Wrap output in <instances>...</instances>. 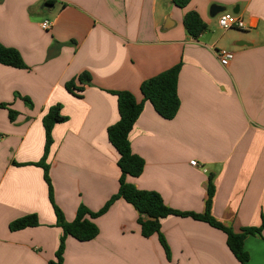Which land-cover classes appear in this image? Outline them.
Instances as JSON below:
<instances>
[{"label": "crops", "instance_id": "obj_1", "mask_svg": "<svg viewBox=\"0 0 264 264\" xmlns=\"http://www.w3.org/2000/svg\"><path fill=\"white\" fill-rule=\"evenodd\" d=\"M213 4L227 13L239 9L246 29L217 35ZM190 11L208 26L197 39L183 24ZM44 21L51 22L49 30ZM0 43L18 50L28 66L0 64V104L18 114L11 121L9 109L0 107V264H48L61 244L44 170L35 165L44 155L49 109L60 104L68 119L53 130L48 163L55 203L71 222L81 205L97 212L119 191V153L108 128L120 116L110 92L128 91L141 101L142 83L178 64L180 110L166 120L145 104L130 135L145 168L128 181L160 193L174 210L203 214L212 178L218 221L237 233L261 226L264 0H192L184 9L173 0H0ZM217 49L234 52L227 67ZM84 73L92 82L77 97L66 84ZM31 214L39 217L38 227L10 229ZM140 219L133 205L117 200L94 220V240L65 237L63 264H241L227 235L206 222L163 218L167 257L157 234L142 235ZM244 249L245 264H264V228L245 239Z\"/></svg>", "mask_w": 264, "mask_h": 264}, {"label": "trees", "instance_id": "obj_2", "mask_svg": "<svg viewBox=\"0 0 264 264\" xmlns=\"http://www.w3.org/2000/svg\"><path fill=\"white\" fill-rule=\"evenodd\" d=\"M191 1L192 0H173L174 4L181 9L186 8ZM183 24L187 33L194 39L199 38L208 28L200 14L196 11L186 13ZM0 64L17 69H28L19 51L14 48L6 47L2 43H0ZM181 69L182 64H178L144 81L141 85V94L143 96L141 101H138L135 95L128 91L110 92L118 98L120 116L118 122L108 128L109 141L119 153L118 167L121 172L119 191L97 212H92L84 205H81L75 219L71 222L66 220L64 213L55 203L50 165L48 163V158L54 143L53 130L57 124L65 123L68 119L62 114V106L60 104L50 108L48 113L44 116V155L41 161L35 165L40 166L44 170L50 201L56 215V225L63 231L61 244L55 255V259L48 264H63L66 236H72L81 242L94 240L99 235V228L94 220L107 213L110 207L119 199H124L126 202L133 205L141 215L147 214L146 220H139L142 235L149 238L157 234L167 257H170V249L165 237L161 233V220L168 216H180L191 217L195 220L206 222L212 227L223 231L227 235V242L231 252L239 262L245 264L249 260V254L244 249V241L250 235L261 233V230L264 228V218L260 227L243 228L239 233L218 221L212 215L211 211L212 200L215 195V186L212 178L210 179L208 189L209 198L206 202V209L203 214L174 210L166 205L160 193L140 190L128 181L129 177H140L145 168V160L133 152L130 141L131 132L143 113L147 102L153 106L154 110L162 118L166 120H173L176 118L181 107V100L178 92ZM91 82V76L88 73H84L77 79L69 81L66 84V88L71 94L81 97L82 92ZM23 100L30 107L32 106L30 99L24 98ZM0 107L9 109L10 120L15 121L18 115L17 112L11 110L7 104H0ZM39 225V217L36 214H31L12 222L10 229L12 231H20L26 228L38 227Z\"/></svg>", "mask_w": 264, "mask_h": 264}, {"label": "built area", "instance_id": "obj_3", "mask_svg": "<svg viewBox=\"0 0 264 264\" xmlns=\"http://www.w3.org/2000/svg\"><path fill=\"white\" fill-rule=\"evenodd\" d=\"M218 24L219 27L224 30H231V29H239L243 30L246 29L244 21L234 13H222L218 16ZM52 24L50 21H44L41 24V27L44 30H49L51 28ZM218 58L221 62V64L225 67H227L234 59V52L227 50V49H217L216 50ZM191 164L193 166H197L198 163L196 161H192Z\"/></svg>", "mask_w": 264, "mask_h": 264}, {"label": "water", "instance_id": "obj_4", "mask_svg": "<svg viewBox=\"0 0 264 264\" xmlns=\"http://www.w3.org/2000/svg\"><path fill=\"white\" fill-rule=\"evenodd\" d=\"M227 11V8L226 7H224V6H221V5H217V4H213L212 6H211V8H210V15H211V17L212 18H216V17H218L220 14H222V13H225ZM239 12V9L237 10H235L234 11V13H238ZM169 20H167V22H166V28L168 27L169 28ZM237 45H249L248 43H245V42H239V43H237ZM141 218L142 219H144V220H146L147 219V214H142L141 215Z\"/></svg>", "mask_w": 264, "mask_h": 264}, {"label": "rangeland", "instance_id": "obj_5", "mask_svg": "<svg viewBox=\"0 0 264 264\" xmlns=\"http://www.w3.org/2000/svg\"><path fill=\"white\" fill-rule=\"evenodd\" d=\"M214 19L218 20L217 17L214 18ZM232 30H236V29H231V30H227V31H232ZM223 33H224V30L219 28L218 31H217V35L221 36Z\"/></svg>", "mask_w": 264, "mask_h": 264}]
</instances>
